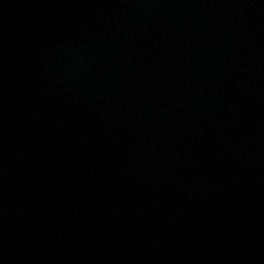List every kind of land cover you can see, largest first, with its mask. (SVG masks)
Instances as JSON below:
<instances>
[{
    "label": "water",
    "instance_id": "water-1",
    "mask_svg": "<svg viewBox=\"0 0 264 264\" xmlns=\"http://www.w3.org/2000/svg\"><path fill=\"white\" fill-rule=\"evenodd\" d=\"M0 264H264V0H0Z\"/></svg>",
    "mask_w": 264,
    "mask_h": 264
}]
</instances>
